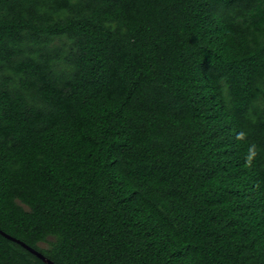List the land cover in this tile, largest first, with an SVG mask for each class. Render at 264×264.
Returning a JSON list of instances; mask_svg holds the SVG:
<instances>
[{
	"label": "trees",
	"instance_id": "1",
	"mask_svg": "<svg viewBox=\"0 0 264 264\" xmlns=\"http://www.w3.org/2000/svg\"><path fill=\"white\" fill-rule=\"evenodd\" d=\"M0 230L54 264H264V0H0ZM0 264L47 263L0 233Z\"/></svg>",
	"mask_w": 264,
	"mask_h": 264
},
{
	"label": "water",
	"instance_id": "2",
	"mask_svg": "<svg viewBox=\"0 0 264 264\" xmlns=\"http://www.w3.org/2000/svg\"><path fill=\"white\" fill-rule=\"evenodd\" d=\"M0 233L6 237L9 240H12L14 242H17L19 244H21L24 248H26L27 250H29L31 253H33L34 255H36L38 258L42 259L43 261H45L47 264H54L50 259H48L45 255H43L41 252L37 251L36 249L28 246L26 243L6 234L5 232H3L2 230H0Z\"/></svg>",
	"mask_w": 264,
	"mask_h": 264
},
{
	"label": "clouds",
	"instance_id": "3",
	"mask_svg": "<svg viewBox=\"0 0 264 264\" xmlns=\"http://www.w3.org/2000/svg\"><path fill=\"white\" fill-rule=\"evenodd\" d=\"M243 136H244V134L240 133L237 138H243ZM249 153L250 154L246 157V162H247L248 166H251L252 160L255 158L257 153L255 151H253L252 149H249Z\"/></svg>",
	"mask_w": 264,
	"mask_h": 264
},
{
	"label": "rangeland",
	"instance_id": "4",
	"mask_svg": "<svg viewBox=\"0 0 264 264\" xmlns=\"http://www.w3.org/2000/svg\"><path fill=\"white\" fill-rule=\"evenodd\" d=\"M41 247H46V245H41Z\"/></svg>",
	"mask_w": 264,
	"mask_h": 264
}]
</instances>
